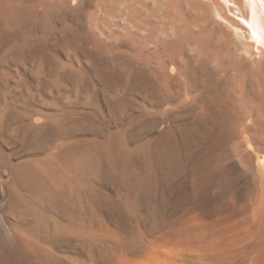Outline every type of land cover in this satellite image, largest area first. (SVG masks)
I'll return each instance as SVG.
<instances>
[{"label":"bare ground","instance_id":"6f19581e","mask_svg":"<svg viewBox=\"0 0 264 264\" xmlns=\"http://www.w3.org/2000/svg\"><path fill=\"white\" fill-rule=\"evenodd\" d=\"M0 264H264V0H0Z\"/></svg>","mask_w":264,"mask_h":264},{"label":"rangeland","instance_id":"374dc122","mask_svg":"<svg viewBox=\"0 0 264 264\" xmlns=\"http://www.w3.org/2000/svg\"><path fill=\"white\" fill-rule=\"evenodd\" d=\"M68 244H71V243H68ZM66 246H63L61 249H62V251H65L64 249H66L67 250V252L65 251V253H67V254H69V255H73V253L74 254H76V250L75 249H73V248H69V246H67L66 248H65ZM68 249H69V251H68ZM72 250V251H71ZM199 251V254H201L202 253V249H199L198 250ZM72 253V254H71Z\"/></svg>","mask_w":264,"mask_h":264}]
</instances>
